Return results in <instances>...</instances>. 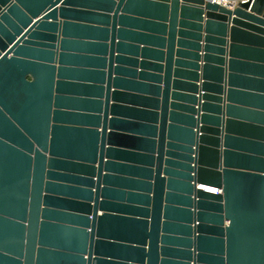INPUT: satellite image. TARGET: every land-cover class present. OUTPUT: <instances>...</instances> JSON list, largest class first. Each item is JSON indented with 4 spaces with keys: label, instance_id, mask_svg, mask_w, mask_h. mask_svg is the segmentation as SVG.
<instances>
[{
    "label": "water",
    "instance_id": "obj_1",
    "mask_svg": "<svg viewBox=\"0 0 264 264\" xmlns=\"http://www.w3.org/2000/svg\"><path fill=\"white\" fill-rule=\"evenodd\" d=\"M0 13V264H264V0Z\"/></svg>",
    "mask_w": 264,
    "mask_h": 264
},
{
    "label": "flooded vegetation",
    "instance_id": "obj_2",
    "mask_svg": "<svg viewBox=\"0 0 264 264\" xmlns=\"http://www.w3.org/2000/svg\"><path fill=\"white\" fill-rule=\"evenodd\" d=\"M11 1H13V0H11ZM8 5H9V2L4 7H2V10ZM0 21L2 23H4V21H2L1 19H0ZM39 24L40 23L37 21V19H33L32 22L28 26L22 27V32L20 34L16 35V37L12 43H8V48L14 47L13 50H15L17 46L22 45V44H25L28 46H34V47H43L41 44L47 43L49 40H47L43 35H40V34L46 33V30H44L43 28H39L38 27ZM35 33H37L39 35L37 36V35H35ZM25 41H27V42H25ZM49 42H52V41H49ZM53 43L56 46H58V38L55 41H53ZM13 50L9 53L8 56L13 55ZM27 79L31 80V77L27 76ZM144 263H142V264H144Z\"/></svg>",
    "mask_w": 264,
    "mask_h": 264
},
{
    "label": "built area",
    "instance_id": "obj_3",
    "mask_svg": "<svg viewBox=\"0 0 264 264\" xmlns=\"http://www.w3.org/2000/svg\"><path fill=\"white\" fill-rule=\"evenodd\" d=\"M220 3L227 5V6H232L235 7L239 1L236 0H218Z\"/></svg>",
    "mask_w": 264,
    "mask_h": 264
},
{
    "label": "bare ground",
    "instance_id": "obj_4",
    "mask_svg": "<svg viewBox=\"0 0 264 264\" xmlns=\"http://www.w3.org/2000/svg\"><path fill=\"white\" fill-rule=\"evenodd\" d=\"M236 1H242V0H236Z\"/></svg>",
    "mask_w": 264,
    "mask_h": 264
}]
</instances>
